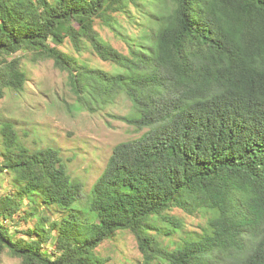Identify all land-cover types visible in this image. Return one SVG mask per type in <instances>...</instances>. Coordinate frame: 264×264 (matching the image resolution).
Returning <instances> with one entry per match:
<instances>
[{
	"label": "trees",
	"instance_id": "16d2710c",
	"mask_svg": "<svg viewBox=\"0 0 264 264\" xmlns=\"http://www.w3.org/2000/svg\"><path fill=\"white\" fill-rule=\"evenodd\" d=\"M134 10L147 26L125 54L96 24L121 34ZM68 39L117 71L65 54ZM19 52L67 71L79 109L125 96L122 119L147 131L117 145L89 186L60 150H31L4 123L0 173L17 191L0 198V264L5 253L22 264H107L97 249L120 232L137 239L136 264H264V0H0V100L25 91ZM25 199L21 217H38L27 238L5 224ZM175 210L206 223L189 232Z\"/></svg>",
	"mask_w": 264,
	"mask_h": 264
},
{
	"label": "rangeland",
	"instance_id": "374dc122",
	"mask_svg": "<svg viewBox=\"0 0 264 264\" xmlns=\"http://www.w3.org/2000/svg\"><path fill=\"white\" fill-rule=\"evenodd\" d=\"M120 22L119 29L123 32L121 34L100 21L97 22L96 29L105 41L128 54L127 40L139 37L143 29L142 24L145 22L147 26V22L137 12L134 13L132 21L121 16ZM60 50L93 68L108 72H116L118 69L112 63L103 61L90 45L84 46L79 52L68 39ZM16 55L23 57V68L28 75V82L24 92L7 91L0 100V167L7 158L1 133L6 122L14 125L20 141L31 150L48 147L60 150L69 172L88 180L89 186L102 174L117 145L138 139L146 133L147 129L139 131L122 119L132 109V103L125 96H120L105 109H79L67 71L60 70L53 59L35 60L31 54L25 55L23 52ZM16 191L14 175L7 171L0 173V198L13 196ZM30 208L29 201L25 199L22 213L18 214L15 220H3L12 228L16 237L27 238L29 230H32L38 221L37 216L21 217L24 213L29 214ZM50 213L53 219H59V216ZM173 214L186 221V230L189 232L200 231V226L206 223V219L199 215L189 216L180 210H175ZM55 234L56 232L53 235ZM45 250L51 252L50 247ZM96 253L101 258H106L107 264H136L142 260L137 239L130 232L118 233L101 245ZM3 264H22V261L5 253Z\"/></svg>",
	"mask_w": 264,
	"mask_h": 264
}]
</instances>
